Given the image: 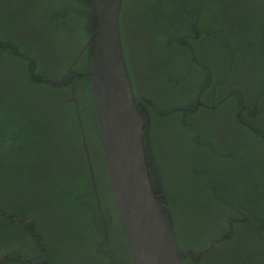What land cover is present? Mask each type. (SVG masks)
I'll use <instances>...</instances> for the list:
<instances>
[{"label": "trees", "instance_id": "trees-1", "mask_svg": "<svg viewBox=\"0 0 264 264\" xmlns=\"http://www.w3.org/2000/svg\"><path fill=\"white\" fill-rule=\"evenodd\" d=\"M240 2L246 14H229L232 6L226 0H122L119 13L131 89L148 121L143 131L150 183L167 208L181 264L246 263L244 256L251 251L246 229L238 243L230 237L238 216L246 227L253 224L256 233H264V215L258 213L260 224H254L246 211L264 203V132L250 118L261 112L264 100V13L249 10V5L256 12L263 9L264 0ZM96 28L95 10L86 0H0V235L32 247L37 256L31 258L39 264H96L101 255L93 244L101 241L102 220L94 195H84L92 184L83 134L86 145L99 152L98 162L88 161L103 180L100 197L106 193V207H111L102 210L105 225L121 231L88 76ZM133 49L143 56L140 75L130 66ZM68 68L72 82L63 87ZM205 106L219 118L205 119ZM222 112H233L226 116L228 123ZM222 126L229 127L226 134L214 131ZM31 164L29 186L36 179L41 184L39 176L52 179L51 193L34 199L41 212L15 207L23 182L16 180L17 172ZM121 240L126 242L124 236ZM211 244L210 253H199ZM21 253L7 247L0 251L2 257Z\"/></svg>", "mask_w": 264, "mask_h": 264}, {"label": "water", "instance_id": "water-1", "mask_svg": "<svg viewBox=\"0 0 264 264\" xmlns=\"http://www.w3.org/2000/svg\"><path fill=\"white\" fill-rule=\"evenodd\" d=\"M96 30L88 76L115 209L133 264H181L167 208L152 189L144 127L125 65L119 30L122 0H86Z\"/></svg>", "mask_w": 264, "mask_h": 264}, {"label": "flooded vegetation", "instance_id": "flooded-vegetation-1", "mask_svg": "<svg viewBox=\"0 0 264 264\" xmlns=\"http://www.w3.org/2000/svg\"><path fill=\"white\" fill-rule=\"evenodd\" d=\"M226 2L232 6L228 11L229 14H233L234 11H235L234 13L246 14V12H247L246 7H245L243 2H240V0H226ZM130 5H132V3H130ZM224 5L225 4L223 1L221 8H223ZM249 10L251 12H254L257 14L264 13V8L259 9L256 12L250 5H249ZM35 12L38 14L37 11H35ZM130 13H131V8L127 7L125 10V18H126L125 22H126L127 26L130 24L128 21V19H129L128 15ZM24 14H25V12H24ZM41 15L42 14H40V16ZM31 16L33 17V20L35 18L36 19L39 18V17H35L33 15H31ZM123 23H124V21H123ZM262 26L264 27V25H262ZM186 27L188 29L187 24H186ZM29 28L30 27L27 26V27H24L20 30L22 32H25ZM125 30H127L129 32L130 38L133 39L134 38L133 36L135 34L134 31H132L130 29V27L125 28ZM31 31H32V28H31ZM256 32H257V23L254 24V26H253V33H256ZM129 44H130V47L135 46L131 43H129ZM57 45H58V43L55 42L52 45V49L55 50ZM195 45H197V44H195ZM244 48L245 47H243L241 49L243 52L246 51V49H244ZM250 49L251 48H248V50H250ZM142 57H143L142 55L136 54L134 49L132 50L131 60L133 62H131L130 66L133 70L138 72V75H140L139 71L143 69V66H141V64H143ZM77 60H78V58H76L75 62ZM137 62H139V67L136 69L135 63H137ZM173 68H174V66H173ZM67 73L70 75V69L69 68L67 69ZM72 78H73V75L71 74L69 76V80L67 81V83L66 82L63 83L62 86L64 87L67 84L70 85L72 82ZM260 78L264 79V65H262L260 68ZM51 82H53V81H51ZM259 87H260V83L257 81V84L254 86L256 92L259 89ZM62 94H63V91L59 93V95H62ZM71 94H70L71 99L75 100V89L74 88H71ZM210 94H211L210 97H213L212 92H210ZM219 96L220 95H218V97ZM197 100L198 99H196L195 101H197ZM200 105H201L200 102L196 103L195 109ZM205 107H206V109H208L206 111H203V115H204L205 119L214 120V118H219V116L217 115L216 112H213L210 110L211 107H208V106H205ZM195 109L193 111H195ZM222 114L224 115V122L228 123V119L226 118V116H228L229 112H228V114L222 112ZM239 114H240V112H237L235 117H236L238 122H241V120L239 118ZM232 115H233V112L231 114H229V116H232ZM250 118L254 119V124L257 125V127H259V129L263 130V132H264V100L261 103V112L260 113L256 112ZM255 119H256V121H255ZM220 124H221V122H216L217 126ZM245 125H246L245 128L247 130H249L250 132H253L255 134L260 135V137L262 138V135L259 134L255 128H253L249 124H245ZM230 126H231V122H230ZM228 128L225 126H222V127L215 128L214 131L217 132L218 134H226V131H228ZM82 139H83L84 153L86 154V162L88 165V170L90 171L89 180L92 184L91 191L85 192L84 195L85 196H91L92 194L94 195V198L96 200L98 217L102 220L101 221V227H100L101 235H97V238L99 236H101V241H96L93 244V246L96 247L97 252L99 254H101V255H99V258L95 260L96 264H100V263L106 264V262H107V264H126L127 261L132 262V258H131V254H130V251L128 248V244H127V242H123L121 240L122 236H124L121 225H120L121 231H119L117 225H114L112 228H107L105 225V220L103 217V211L102 210L103 209L106 210L107 208L111 209V207H109V206L106 207L107 206V195H106V193L103 194V197L102 196L100 197L98 190H103V188H104L103 180L101 178H99L97 176V174H95V172L93 171L94 168L90 167L91 164L88 161V159H91V157L94 158L95 160L99 157V152H97V146H95V148H96V150H95L93 147L88 146V144L86 145L85 140H87V139H86L85 134H83ZM59 154H60V156H62L61 148H59ZM58 162H59V160H58ZM96 162H98V161L96 160ZM32 164L27 167L29 170H26V168H25V169H22V171L19 174L17 172L16 180L21 179V180H23V182L21 184V201L19 203H16L15 207H16V209L20 208L21 210H25V211L41 212L42 208L39 206L38 203L36 204L34 199H36V197H39L38 194H45L47 196L49 193H51L50 188H49V183H52V179H51L49 174L46 176H43V177L39 176V180H40L42 185L36 179L29 186L28 185V179H27L26 175L28 173H30L31 171H33V168H31ZM77 165H80V164H77ZM67 172L70 173L68 170H67ZM15 174H16V172H15ZM68 180L76 181L77 178H70ZM109 187H110V185H109ZM28 188H30L29 189L30 192L28 195H26V191L28 190ZM101 198H103V199L101 200ZM18 206H19V208H18ZM246 211L248 213V218L250 217V219L253 221V223L255 222L254 224H260V220H259L260 216H258V213H262L264 215V203L258 201V204L254 203V210L253 211L251 209H246ZM7 217H10V216H7ZM241 220H242L241 217L238 216L237 221L239 223L232 224V228L230 230L231 231L230 237H233L235 239L234 242L238 243V240H236V239L242 238L241 235L244 234L245 232H242L241 234H240V232L242 230L246 229V234H245L244 238H247L248 245L251 247V251L248 252L244 256V258L246 259V263L243 260V262L241 264H264V233H256L257 229H258L256 226L251 224V225H247V227H246L245 226L246 224L242 223ZM20 222H22V221L16 220V223H20ZM41 222H43L42 218H41ZM119 223H120V221H119ZM229 225H230V223H229ZM24 226H26V225H24ZM242 226H244V227H242ZM261 231H263V230H261ZM116 234L119 235V237L116 236V240H114L113 235H116ZM109 235H110V238H109ZM23 238H25V237L23 236ZM111 238L114 241H112ZM5 247H7V249L12 250V251L21 250L22 253L21 254H12L9 257H4V256L2 257L0 255V264L6 263V262H10L11 264H27V263L39 264L36 260L31 258L32 256H37V251H34L32 249V247L30 249H28V246L25 243H23L21 239H19L17 241H13V242H7V241H4V239H2V237L0 235V251H2L3 248H5ZM212 249H213V246L211 244L208 248L201 250L199 253H201V252L210 253L212 251ZM41 250L43 252L42 253V260L47 261V259H46L47 255L44 251V248L41 247ZM199 253H198V255H199ZM206 258H207V256L204 255L203 259H206ZM210 261H211V259H210ZM132 264H133V262H132Z\"/></svg>", "mask_w": 264, "mask_h": 264}]
</instances>
